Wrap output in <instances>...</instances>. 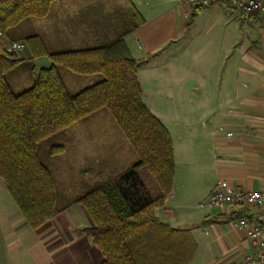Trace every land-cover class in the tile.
Wrapping results in <instances>:
<instances>
[{"label":"crops","instance_id":"crops-1","mask_svg":"<svg viewBox=\"0 0 264 264\" xmlns=\"http://www.w3.org/2000/svg\"><path fill=\"white\" fill-rule=\"evenodd\" d=\"M12 29L9 39L38 34L51 52L98 47L124 37L132 55L140 59L137 75L143 101L172 137V131L179 133L176 121L180 119L172 112L200 110L209 126L213 123L208 130L216 150L210 159L214 178L210 176L207 184L210 170L202 164L193 166L180 155L173 138V189L166 205L157 209L158 217L174 228L191 231L198 244L192 264H226L256 251L252 240L235 225L245 209L242 212L233 204L225 209L201 207L198 202L221 178L245 189L264 184L263 16L223 2L188 14L180 0H55L45 17H28ZM16 53L23 59L22 69L32 74L28 85L41 68L52 64L48 55L33 57L29 47ZM59 70L69 90L76 92L102 79L65 67ZM103 113L63 131L64 149L52 171L62 185L75 182L78 176L85 180L96 176L86 190L125 169L119 161L129 149L128 142L116 132L115 120ZM95 124L109 125L107 137L96 142L92 136L99 129H94L80 144L83 134L75 139L76 129L88 130ZM4 188L0 177V192ZM92 226L90 215L78 203L35 229L19 208L12 214L2 212L0 264L1 260L3 264H103L104 253L85 232Z\"/></svg>","mask_w":264,"mask_h":264},{"label":"trees","instance_id":"trees-1","mask_svg":"<svg viewBox=\"0 0 264 264\" xmlns=\"http://www.w3.org/2000/svg\"><path fill=\"white\" fill-rule=\"evenodd\" d=\"M54 1L0 0V177L34 229L73 204L83 205L93 221L85 232L104 253L103 264H192L198 244L191 231L174 228L156 213L173 189L174 141L143 101L137 75L140 59L124 37L98 47L51 52L40 35L27 36L23 40L32 56L48 55L52 64L36 73L28 89L13 87L8 75L23 59L7 49L10 30L28 17H45ZM60 67L83 75L101 73L103 78L72 93ZM104 111L139 159L60 202L39 144ZM63 149L57 144L51 153Z\"/></svg>","mask_w":264,"mask_h":264},{"label":"rangeland","instance_id":"rangeland-1","mask_svg":"<svg viewBox=\"0 0 264 264\" xmlns=\"http://www.w3.org/2000/svg\"><path fill=\"white\" fill-rule=\"evenodd\" d=\"M200 23L206 24L205 22H200ZM10 34L13 35V29L10 30ZM23 66L24 65H22V66L19 65L11 74L8 75V77H9V79H10L11 83L13 84L16 91H23L25 89H28L34 83L33 82L34 80H33L31 82V84L28 85V83L30 82V80L32 78V74L29 72V70H27V72H25L22 69ZM97 74L103 78V74H101V73H97ZM79 76H81V75H79ZM92 76H94V74ZM21 82H24V83L21 84ZM16 83H18V85ZM84 87H86V86H84ZM70 91L72 93L76 92V90H73V88H70ZM172 113L177 114L180 117V119H178L176 121L177 127L179 129V133L177 134L174 131H172L173 138L175 139V144H176L178 153L180 155H185L186 158L188 157L189 161L192 163L193 166H195L197 164L198 165L202 164V166L204 168L209 169L210 173L208 176H206V182H207V184H209L210 183L209 177L211 176L213 179L215 176V173H214L215 171L212 170V172H211V162H210L211 156L216 151L215 150V143H214V136L208 130V127L210 129V127H212L213 123L211 124V126H209L208 117L206 116L205 112L200 111V110L172 112ZM107 114H108V116H110V114L108 112H106V114L103 113V117L106 116ZM190 115H191V117H190ZM160 116H162V114H160ZM188 116H189V118H191V120L188 119ZM95 118H97V115L90 116L89 120H93ZM110 118H112V117L110 116ZM113 122H115V121H113ZM116 128H117L116 132L118 134H120L122 136V138H124V140H126V142H128L126 136L124 135V133H122V131L119 129V127L117 126ZM94 129L95 130L99 129V131H96L97 134L95 133L92 136V137H94V139H95V137L97 138V140L95 139L97 142L98 139L107 137L108 130H110V127L108 124H105V125L99 126V127L97 124H95L93 127H89L88 130H87V128L86 129L83 128L81 131H80V129H76L75 139L78 138V134H79V136L81 134H83L84 137L80 136V138H81L80 144L83 145L85 143V136H87V134L89 133L88 131H93ZM80 132H82V133H80ZM62 137H63V131L44 139L39 144V153H40L41 159L43 162H45L47 165L50 166V168L52 169L53 172H54V170H53L54 166L53 165L59 159V155L51 153V148L54 145L61 144V141L63 140ZM127 144H128L129 149L125 155L121 156L120 161H119L120 162L119 166L121 168L123 167V165L126 168V167L134 164L139 159V157L131 149L129 143H127ZM187 149L189 150V152L186 151ZM124 158H125V160H124ZM61 160L62 159H60V162H59L60 167L63 165V160H62V163H61ZM178 160H179V157H178ZM124 163H126V164H124ZM179 165L180 164H178V166ZM55 167H57V166H55ZM82 178L83 177L78 176L77 179L75 180V182H73L71 184H65L64 183V185H62V183L59 181V179H57V176L55 175L60 202H64L65 200L69 199L73 195L78 194L81 190L88 187L89 183H91L88 181H93L94 179H96V176L89 175V176H87V178H89L88 180H85ZM200 202H201V200L198 203H200ZM193 203H194V206H196V204H195L196 202L194 201ZM17 209H18V206H17L15 200L13 199L12 195L10 194V192L8 191L7 188H4L0 192V213L6 212L9 214H12L13 211L17 210ZM196 210H199V209L196 208ZM1 264H3L2 260H1Z\"/></svg>","mask_w":264,"mask_h":264},{"label":"built area","instance_id":"built-area-1","mask_svg":"<svg viewBox=\"0 0 264 264\" xmlns=\"http://www.w3.org/2000/svg\"><path fill=\"white\" fill-rule=\"evenodd\" d=\"M180 2L187 8L188 14H192L198 8L223 2L227 7L239 8L246 13L264 17V0H180ZM26 47L27 43L24 40L7 42L9 51L18 52ZM229 204L242 209V212L245 209V214L236 219L235 225L252 240L256 251L229 260L226 264H264V184L258 189H245L233 186L225 178H221L216 187L200 202L201 207L211 206L218 209H225Z\"/></svg>","mask_w":264,"mask_h":264}]
</instances>
